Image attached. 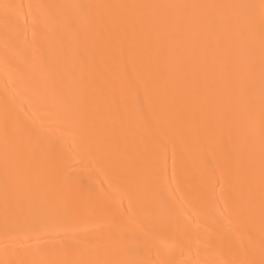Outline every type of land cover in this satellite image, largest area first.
Masks as SVG:
<instances>
[{"label": "bare ground", "instance_id": "obj_1", "mask_svg": "<svg viewBox=\"0 0 264 264\" xmlns=\"http://www.w3.org/2000/svg\"><path fill=\"white\" fill-rule=\"evenodd\" d=\"M0 264H264V0H0Z\"/></svg>", "mask_w": 264, "mask_h": 264}, {"label": "rangeland", "instance_id": "obj_2", "mask_svg": "<svg viewBox=\"0 0 264 264\" xmlns=\"http://www.w3.org/2000/svg\"><path fill=\"white\" fill-rule=\"evenodd\" d=\"M60 166V165H59ZM73 166H69L68 169L72 168ZM64 170H67V168H65Z\"/></svg>", "mask_w": 264, "mask_h": 264}]
</instances>
